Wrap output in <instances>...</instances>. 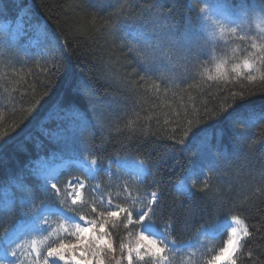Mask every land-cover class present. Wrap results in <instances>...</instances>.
<instances>
[{"label":"trees","instance_id":"1","mask_svg":"<svg viewBox=\"0 0 264 264\" xmlns=\"http://www.w3.org/2000/svg\"><path fill=\"white\" fill-rule=\"evenodd\" d=\"M214 2L243 20L217 41L200 11ZM256 16H264V0H0V247L44 206L98 221L108 209L93 192L144 207L147 193L158 191L149 221L169 243L191 242L238 216L250 235L236 264H264V86L231 70L252 51L241 37L261 33L244 25ZM262 73L264 66L257 80ZM241 90L253 94L233 101ZM185 117L201 120L187 136ZM64 156L98 169L89 178L74 164L62 168L59 194L39 164ZM122 159L140 160L147 175L140 182L119 175ZM198 167L201 177L181 189ZM77 177L88 178L87 197L73 204L67 184ZM141 227L121 214L106 230L118 248L135 243ZM227 238L216 236L212 254Z\"/></svg>","mask_w":264,"mask_h":264},{"label":"rangeland","instance_id":"2","mask_svg":"<svg viewBox=\"0 0 264 264\" xmlns=\"http://www.w3.org/2000/svg\"><path fill=\"white\" fill-rule=\"evenodd\" d=\"M23 14H31L28 6L23 9ZM242 22V19L236 17L232 11L226 9L218 2L207 5L202 13V26L212 41L221 39L224 34L229 32L227 29L237 28ZM219 24L225 26L226 30L223 33L220 31ZM244 25L252 26L258 32H261L264 30V16H256L251 20L249 18L245 19ZM69 164H75L76 166L83 168L89 178H91L98 169V166L94 163L87 164L83 161L70 159L68 156H64L41 162L39 164L40 176L44 179L47 186L53 188L52 186L54 184L57 185L59 171ZM143 170V167L135 162H117V173L124 176L126 179H136L139 176H142ZM201 170L202 167L192 168L180 187L187 189L189 186L193 185L194 182L201 177L199 174ZM87 179L84 181L85 188L81 190L78 202H81L87 197L85 192L87 188ZM75 182H77V180L74 179L67 184L66 195L71 202V184ZM93 193L95 196H92V200L102 204L108 210L110 207L116 206L109 196L107 197L99 193ZM9 198V196H6L4 201H8ZM109 200H111V205H109ZM130 203L131 205L129 208L135 212V215L133 216L134 219L136 218L135 220H139V217L144 215L147 211L146 206L142 207L138 200L133 201V199H131ZM140 222L142 223V227L139 230L138 235L143 233L144 235L160 241L163 246H165L166 249L164 256L167 257V259L164 261L157 259L161 264H203L202 261L205 257L207 261L209 257L213 255L212 253L216 246V236L221 232H227V236H229L232 229L238 227L235 220H230L221 226L218 231L211 230L208 234L204 232L196 240L183 245H176L169 243L163 232L158 230L155 225L149 221V213L145 219ZM87 223L88 220L85 218L69 215L60 208L43 207L34 218L20 223L7 236L5 246L0 248V264H17L18 260L20 261V264H31L33 257L36 255L35 251H32L31 254H29V249L31 248L33 241H35L36 249H38L42 255L46 254L49 246H54L55 244L60 243L61 240H63L65 246L70 243L77 245V252H79L82 248V244L76 240V237L72 233L75 231V225L79 224L86 226ZM20 244L25 247L18 250V245ZM239 248L240 247H238L234 253V257ZM14 250L17 251V255H13ZM49 262L50 264H63L65 261L55 257L49 258ZM41 264H43L42 260Z\"/></svg>","mask_w":264,"mask_h":264},{"label":"snow or ice","instance_id":"3","mask_svg":"<svg viewBox=\"0 0 264 264\" xmlns=\"http://www.w3.org/2000/svg\"><path fill=\"white\" fill-rule=\"evenodd\" d=\"M201 12L204 8L200 9ZM221 33L226 29L225 26L219 24ZM232 33L237 31L236 28L227 29ZM242 40L247 39L252 51L248 52V55L244 57L242 63L232 64L231 70L235 72L237 76L243 75L246 81L252 82L257 86H264V73H262L257 80L255 73L260 72V68L264 66V30L256 37H241ZM49 72H51L48 69ZM216 73L218 76L223 77L226 74V69L224 62L221 61L216 65ZM251 86V85H249ZM264 91V87H261ZM45 94H47L45 92ZM252 92H245L241 90L232 96L233 101L237 99L247 97L252 95ZM35 107V105H33ZM230 107V106H229ZM228 108L222 110L226 111ZM221 112H217L216 115H220ZM179 115V114H178ZM187 119V117H185ZM201 120L197 117L192 119H187V127L184 130V136H187L196 124H199ZM184 139L181 138L179 143H183ZM77 182L71 184L72 192V203L77 204L80 199L81 190L85 188L84 180L80 178H75ZM195 183V182H194ZM197 186V184H195ZM56 191L61 194V187L57 185L52 186ZM125 187L122 185V188ZM207 188V183L203 184V189ZM158 191H151L147 193V198L145 200V206L147 211L144 215L139 217V221L145 219L149 212L152 211V206L158 200ZM133 201L136 199L132 197ZM109 205H111V200H109ZM92 212H97L95 207H92ZM123 214V219L126 221L127 225L135 226L139 221L135 220L129 207H123L121 205H116L115 207H110L109 210L99 211V220L88 221L87 225H75V231L72 233L76 240L82 244V248L77 252V245L69 244L65 246L63 240L54 246H49L47 248L46 254L42 255L38 249L35 247V241L32 242L31 248L29 249V254L35 251L36 255L33 257L31 264H50L49 258L58 257L61 260L68 261V264H106V259L108 264H137L138 261H143L145 257L156 258L160 261H164L167 257L164 256L165 246L163 244L143 233L136 237L135 243H123L121 242L118 248L114 245V242L110 238L109 233L106 228L109 221H115L117 217ZM233 219L236 221L238 227H234L229 234L224 245L220 247L213 255L207 260V264H236L234 259V253L238 247H242L243 237H249L248 228L244 226L243 221L240 220L238 216H234ZM131 235V234H130ZM25 246L18 245V250L23 249ZM13 255H17V251H13ZM251 255V253H249ZM17 264H20L18 260Z\"/></svg>","mask_w":264,"mask_h":264}]
</instances>
